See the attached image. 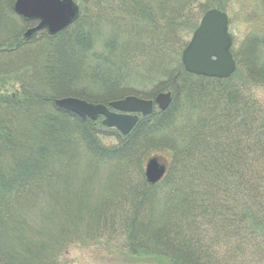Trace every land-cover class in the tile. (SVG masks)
Instances as JSON below:
<instances>
[{"label":"trees","instance_id":"trees-1","mask_svg":"<svg viewBox=\"0 0 264 264\" xmlns=\"http://www.w3.org/2000/svg\"><path fill=\"white\" fill-rule=\"evenodd\" d=\"M15 1L9 0V7L0 5V146L10 162L0 172V187L6 189V182L11 189L15 185L9 198L0 191V264H36L43 258L45 264H57L64 251L76 247H105L134 264H264V99L254 91L264 87V80L255 69L245 74L248 84H233L240 69L229 80L197 77L188 74L181 62L203 15L212 9L227 13L233 0H94L104 9L100 13L104 23L113 28L101 49L83 0L73 26L53 37L43 32L31 41L22 35L28 26L14 14ZM262 38L255 39L247 53H264ZM25 53L32 64L21 58ZM63 55L97 76L98 83L111 84L104 88V92L111 89L107 96L65 94L59 87L63 84L54 85L53 73ZM139 64L145 68L138 69ZM33 66L39 71L35 76ZM135 75L153 84L147 99L171 92L173 104L166 112L154 110L141 118L128 136L104 128L102 118L80 119L54 105L65 95L92 104L143 97L121 86L130 84ZM74 81L78 83L69 82ZM116 90L118 97L112 95ZM32 103L36 115L29 112ZM181 111L186 112L183 124L178 123ZM72 119L77 121L75 140L72 133L66 134V123ZM20 121L28 122L27 128L15 127L21 126ZM30 129L29 139H22V132ZM43 131L58 143L55 149L51 146V153L50 138L49 146L41 141L47 137ZM76 140L92 163L87 177L91 182L97 179L94 187L104 190L115 183L114 194L119 193L108 198L99 213L87 214L91 230L58 237L56 248L48 252L51 221L57 220L55 230L61 234L76 213L64 203L51 207L44 202L30 210L32 229L27 225V237H21L22 223L15 212L38 177L46 188L53 175L61 177L64 156L57 150L65 141L68 147ZM38 142L48 151L42 159L35 156ZM161 150L169 154L163 156L169 162L168 172L152 186L145 180L144 167ZM109 175L117 181L104 182ZM6 205L14 212L12 220L3 221Z\"/></svg>","mask_w":264,"mask_h":264},{"label":"rangeland","instance_id":"rangeland-1","mask_svg":"<svg viewBox=\"0 0 264 264\" xmlns=\"http://www.w3.org/2000/svg\"><path fill=\"white\" fill-rule=\"evenodd\" d=\"M16 1H15V3H16ZM83 1L86 3L85 4L86 15L88 16V18H90L93 21L92 24L95 27L93 32H94L95 37H97L98 47H100V49H101V47L103 48L104 40H105V42H107L110 39V37H111L110 32H113V28L111 31V29L109 28V24L104 23L103 15H100V13H104V9L102 8V6L100 4H97L94 0H83ZM74 2H76L77 5L80 6V8H81L82 0H74ZM1 3H2V6L5 4V6L9 7V0H0V5H1ZM15 3H14V5H15ZM14 5H13V12H14ZM85 9L83 7V11ZM14 14H15V12H14ZM227 14H228L229 20H230L229 30H230L231 37L233 39V46H232L231 51H232L233 55L236 57V62H237V66H238L237 68L241 70V73L236 78V80L233 81V84H244V83L248 84V81L245 78V74H247L248 71H251L250 69H255L256 73H258L261 76V78H263L262 80H264V53L260 52L261 55H256V56H255V53H247V52H250L249 49H250L251 45L254 43L255 39L261 38V40H263L262 37L264 36V33H263V29H264V2L261 0H233L231 2L229 10L227 11ZM98 18H102V20L100 19L96 22V20ZM18 21L19 20H17L15 24L19 27ZM19 22H23L25 25L27 24L28 27L26 28V30L29 28H34L38 25L37 23H28V22L25 23L21 19ZM26 30L23 31L22 35H24L27 32ZM193 33H192V35H193ZM192 35L189 39V42L192 38ZM21 58L23 60L29 62V64H32V62L28 58L27 53H25L23 56H21ZM72 63L76 64L77 67L73 66ZM57 65L58 66H56V70L53 73V82H54V85L63 84V86L60 85L59 87L62 88L61 90L65 94L66 93L70 94V93L75 92L77 94H81L82 96L94 98L95 95L98 96L100 94L107 96L106 94L111 91V89H106V90H110V91L104 92V88H107V87L110 88L111 84H104L103 81L98 83L97 82V79H98L97 76L91 74L88 71L86 72L84 70V67H82L79 63H75L72 60V58H69V57H66L65 55H63L60 57ZM1 66H2V62H0V67ZM144 68H145V65L144 66H141L140 64L138 65V69L142 70ZM32 70H33L32 76H35L36 73L39 72L38 68L35 69L34 66L32 67ZM141 75H143V74H141ZM141 75H135L136 78L133 77L132 80L130 81L131 82L130 84H127L125 82L126 84H122L121 86H122V88L127 87L128 89H131L132 92L130 91V93L138 94V95L139 94L144 95L143 97H139V96H136V97L142 98L144 100H150L147 98L149 96H151L153 89H154V86H153V84H145V81L141 78ZM71 79H77L78 83H76V81H74V83H70L69 81H71ZM227 80H229V79H227ZM65 83L75 84V85L68 88L67 85L66 86L64 85ZM33 87H35V85H33ZM14 88H15V90H18V89H20V86L15 85ZM11 91L9 90V92H11ZM254 91H256V93L259 95L260 100L264 99V87H257V90L254 89ZM112 95L118 97L120 95V90H116V92L113 93ZM219 95H221V94L220 93L216 94L217 99L220 98ZM65 96H66V98H76V99L86 101L85 99H82L81 97H76V95H74V96L65 95ZM60 99H63V98L60 97L54 101L55 106H56V101L60 100ZM119 100H122V99H119ZM115 101L116 100H113V102H115ZM86 102H88V101H86ZM113 102H110L109 104H94V105H104L111 112H116L115 110H113L110 107V104ZM172 104H173V96H172V103H171L170 107L172 106ZM179 105H180V103L178 104V106H176L174 113L180 109ZM32 106H33V103L31 105V107ZM35 106L36 105L33 106L32 110H29V112L32 115L37 114L36 113L37 108ZM56 108H57V106H56ZM158 109H159V107L155 108V110H158ZM166 111H164V112H166ZM185 116H186V112L181 111L180 120L178 122L179 124H183L186 122ZM32 119H30V121ZM80 119H82V118H80ZM88 120H90V119H88ZM97 121H99V120L92 121V122H97ZM75 124H77V121H75L73 119L69 120V122L66 123V125H67L66 134L69 135L72 133L70 136L72 138V140L76 139L75 135L73 134V132L75 130ZM17 125L15 127L19 128L21 130L23 128H27L28 122L24 121L22 123V121H20L21 126H19V123H17ZM101 125L103 126L102 123H101ZM103 127L107 128L106 126H103ZM28 128H31V127H28ZM107 129H109V128H107ZM30 131H31V129L29 131L24 130L22 132L23 135L21 134L22 136H20V137H22V139L28 140L29 139L28 135H29ZM36 131H38V130H36ZM99 131H101V129H99ZM38 133L39 132H37V135H39ZM42 135L47 136V137L43 138V140H41L46 145H48V141L50 138L52 145H50V144H49L50 146L48 145L49 146L48 151L52 152L53 150H52L51 146H53V148L55 149L57 147L56 144H58V143L53 139V137L51 135H47L46 131H43ZM70 137H67L66 140H70ZM95 140L98 141L97 138H95ZM71 142L69 141L68 143L70 144ZM38 144H39L38 145L39 147L36 150L37 155H35V156H37V158H39V159H42L44 157L45 153L48 151L45 150L39 142H38ZM67 145L68 144H66V141H65V145L60 149H59V147H61L62 145H58L59 150H57L58 152L61 153V155L64 156L62 165L60 166L61 167L60 169L63 173V174L61 173V177H59L58 179H55L57 176L53 175V177L50 180V185L48 188L44 187L45 184L38 177L37 181L32 183L33 186L35 185V188L28 190V192L26 193L27 195L31 193L30 194L31 197L29 198L30 200L27 199V197H26L27 195L23 196V197L21 196L22 199H20L18 202L19 203L18 211L16 210V212H15L17 215L19 214L20 220L22 223L21 233H20L21 237H27V234H26L27 225L32 229V225L30 224V221H29L30 220L29 215L31 214L30 210L35 209L38 206H42L44 202H48L51 207H56V206L59 207V206H61V204H59V203H64L67 206V208H71L73 210V212L76 213L73 215L72 223H69V225L65 224L61 228V230H60L61 234H59V233L57 234V230H55L56 225H58L57 220L51 221V224H50L51 232L50 233H51L52 239L48 244H47V242L44 241L45 244L52 247V248H49L47 250L48 252H52L56 248V245L58 244V240H59L58 237H64V236L71 235L77 230L79 233H83V234H84L85 229L87 231L91 230L90 228H88V225L86 223L87 214H89L90 212L99 213L102 206H104L105 201L106 202L110 201L107 199L110 198L111 196H113V194L116 192V190H113L114 187L112 185L114 184V186H115V183H113V182H116L117 179L113 178V176L111 178V175H109L108 179L106 176H104V182H112L113 183V184H111V187L106 185V188H104V190L96 189L94 187L97 183V181H96L97 179L94 177V181L91 182L90 179L88 178V177H91V175H89L88 172L90 171L89 168L91 167L92 163L88 160V158H89L88 156H84V154L88 155V153H86L84 146L81 144L80 141H78V140L73 141L69 145L71 147H69V146L67 147ZM102 146H104V145H102ZM80 148H82L83 150L81 151ZM1 149L2 148L0 146V172H2V171L4 172L7 170L8 166H9L8 163H10V162H7L8 159L4 155V153L6 154V151L2 152ZM50 153H48V154H50ZM153 153H155V151H153L152 154ZM20 154L22 155V156L20 155L21 159H22L24 155H23V153H20ZM159 154H161V157H163V156H166L168 154V152L161 150V153L159 151L158 154L156 153V154H153L152 156H155V155L160 156ZM83 160L85 162H83ZM26 164L28 165V163H26ZM33 170L38 171V169H36L35 167ZM33 177L37 178V174L35 173V175ZM32 180H33V178H32ZM14 186H13V188H14ZM13 188L11 189V184L10 183L7 184V182H6V189H3L2 187H0V191L2 193L4 191H6V193H7L6 197L9 198V197H11V193H8V192L13 191ZM110 188H112V189H110ZM121 192H123V191H120V193ZM118 193L119 192H117L116 194H118ZM116 194H114V195H116ZM94 200L97 202L92 204V202ZM11 205L10 206L6 205V207H5L6 214L1 215L3 221L4 220L7 221L9 219L12 220L14 208H12ZM10 210L12 212L8 213V211H10ZM35 230H37V229H35ZM245 245L247 246L246 247V254H248L247 256H250L249 254L252 253L251 246H249L250 245L249 243H247ZM76 248L69 249L67 251V253H66V251H64L62 254V257L61 256L59 257V262H57V264H134V263H128L130 261L125 260L123 257H121V254L117 253L118 251L114 252V254H113V253H110L109 251H107V248H105V247L104 248L94 247L91 249H82L79 247H76ZM44 260H45V258H43L42 261L38 260L39 262H37L36 264H45ZM54 260L56 262L57 258H54ZM52 264H55V263H52Z\"/></svg>","mask_w":264,"mask_h":264},{"label":"water","instance_id":"water-1","mask_svg":"<svg viewBox=\"0 0 264 264\" xmlns=\"http://www.w3.org/2000/svg\"><path fill=\"white\" fill-rule=\"evenodd\" d=\"M14 12L25 22L38 23L24 34L25 40L33 39L42 31L56 36L75 24L80 17V8L74 0H17ZM229 25L228 15L221 10L212 9L204 14L182 53V64L187 73L218 80H227L235 74L237 64L231 51L233 40ZM171 103L172 94L161 93L154 101L131 96L113 102L110 107L116 112H111L104 105H94L76 98L57 100L56 106L82 119L96 121L103 117L104 126L127 136L136 127L138 115H151L155 105L164 112ZM166 172L167 162H161L157 157L151 158L145 168L146 182L156 185Z\"/></svg>","mask_w":264,"mask_h":264}]
</instances>
